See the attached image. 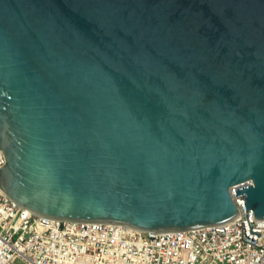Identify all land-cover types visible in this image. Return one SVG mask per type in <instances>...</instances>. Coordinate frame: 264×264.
Here are the masks:
<instances>
[{"label":"water","instance_id":"95a60500","mask_svg":"<svg viewBox=\"0 0 264 264\" xmlns=\"http://www.w3.org/2000/svg\"><path fill=\"white\" fill-rule=\"evenodd\" d=\"M0 150L40 216L263 221L264 0H0Z\"/></svg>","mask_w":264,"mask_h":264},{"label":"built area","instance_id":"2783aa9c","mask_svg":"<svg viewBox=\"0 0 264 264\" xmlns=\"http://www.w3.org/2000/svg\"><path fill=\"white\" fill-rule=\"evenodd\" d=\"M6 163L0 150V167ZM230 194L238 216L218 226L140 231L37 215L0 189V264H264V220ZM261 233L258 237L257 234Z\"/></svg>","mask_w":264,"mask_h":264}]
</instances>
